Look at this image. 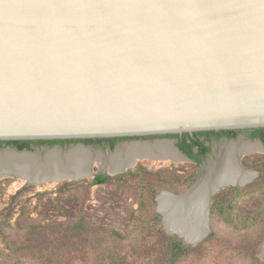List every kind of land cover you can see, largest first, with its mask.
I'll return each mask as SVG.
<instances>
[{"label":"water","instance_id":"95a60500","mask_svg":"<svg viewBox=\"0 0 264 264\" xmlns=\"http://www.w3.org/2000/svg\"><path fill=\"white\" fill-rule=\"evenodd\" d=\"M262 127L264 0H0V141ZM157 141H169L179 161L188 160L173 140L129 143ZM124 144L108 157L86 144L0 147V178L26 176L32 184L82 179L74 149L99 152L109 163ZM242 155L237 163L244 171ZM10 157L23 161L10 164ZM93 161L85 163L90 176ZM203 179L182 194L168 193L189 206ZM223 187L214 186L209 203ZM163 193L157 203L168 233L197 245L209 233L208 206L207 233L188 240L159 210Z\"/></svg>","mask_w":264,"mask_h":264},{"label":"rangeland","instance_id":"374dc122","mask_svg":"<svg viewBox=\"0 0 264 264\" xmlns=\"http://www.w3.org/2000/svg\"><path fill=\"white\" fill-rule=\"evenodd\" d=\"M75 144L86 143L56 145ZM107 144L86 145L108 157ZM217 154L215 147L201 164L142 158L118 175L95 159L91 176L60 183L0 178V264H264V165L251 183L212 196L208 235L195 246L186 243L192 250L173 262L177 236L168 233L157 197L185 192ZM262 158L257 152L243 159ZM99 174L113 178L94 184Z\"/></svg>","mask_w":264,"mask_h":264},{"label":"bare ground","instance_id":"6f19581e","mask_svg":"<svg viewBox=\"0 0 264 264\" xmlns=\"http://www.w3.org/2000/svg\"><path fill=\"white\" fill-rule=\"evenodd\" d=\"M239 145V144H238ZM237 145V146H238ZM240 146V145H239ZM242 146V145H241ZM255 145L245 144L241 147L240 150L250 151L254 148ZM125 149L126 157H123L124 153L122 152ZM123 149H118L117 153H114L111 157L109 163H106L102 154H98L96 156L93 155V152L89 149L76 148L74 149L76 160L73 165L77 166L76 171L82 173V177L85 178L90 176L89 172L85 169L86 160H102L103 163L100 164L104 170L107 168L110 173L116 174L126 170L127 168L132 167L135 163H132L130 166L128 163L131 162L132 159H136L137 161L142 159V156L149 155L151 153H156L157 155L168 156L170 159H160V160H173L179 161L175 151L172 149L170 142H158L155 144H142V143H130L123 146ZM221 155L217 161L214 160L212 164L206 166L204 168V173L201 177H204L201 180L197 187V190L192 195L189 206H182L179 202H176L174 198L168 193H163L160 198V207L159 210L167 216V222L170 227L172 226L174 231H178L183 234H187L188 240L194 241L195 239L205 236L208 231V218H207V206L209 210V205L211 203L208 202L209 193L212 191L214 186L217 183L223 182L227 186H232L235 183H242L246 185V183L250 182L254 175L241 171L237 160L240 154H243L241 151L235 156L236 146L234 144H229L223 147L221 151ZM242 157V156H241ZM23 160L20 158L10 157L8 159V163L10 164H18ZM136 161V162H137ZM94 162V161H93ZM53 165H57L55 160H52ZM125 166V167H123ZM93 167V165H92ZM109 167V168H108ZM124 170H122L123 168ZM26 168V167H25ZM207 171V175L205 172ZM209 172V173H208ZM20 179L24 181H28L29 179L25 177H20ZM224 188V187H223ZM212 200V199H211ZM204 239V238H203ZM264 249V248H263Z\"/></svg>","mask_w":264,"mask_h":264},{"label":"flooded vegetation","instance_id":"af4514ba","mask_svg":"<svg viewBox=\"0 0 264 264\" xmlns=\"http://www.w3.org/2000/svg\"><path fill=\"white\" fill-rule=\"evenodd\" d=\"M184 135V134H183ZM183 135H179L180 137H183ZM190 138L189 141L191 142L194 139H199L200 142L202 143L201 146H194L192 148V152L194 154H197V159H200L201 162L198 163L194 158L190 157L188 154L183 152L180 148V150L183 152V154L187 157L189 161L194 162L195 164H201L203 161H205L209 156L212 157V153L214 148L216 147L218 150V154L216 157H214L211 161V164L219 159V156L221 155L220 151H222L223 147L229 145V144H234L236 146V154L241 151L243 153L242 157L240 158L241 160V166L243 170L247 173L253 174L254 177L253 179L246 183L249 184L251 183L257 176V172H260V170H257L255 167H262L264 165V158L259 159L258 161H253L252 163H246L244 161V157L251 155L253 153H264V127L262 128H247V129H233V130H220V131H203V132H195L193 134H189ZM167 137H171L175 140V144L178 147V142L180 141V138L177 137L176 135H165V136H150V137H142V138H120V140H130V141H137V140H142V141H154L158 139H167ZM158 142H167V141H157ZM118 142H115L114 146H112L111 143L107 144V147L110 149H114L116 144ZM155 143H142V144H155ZM130 144V143H126ZM124 144V145H126ZM240 146H239V145ZM245 144H251L255 145V149H252L250 151H245V150H240L241 147ZM123 145V146H124ZM238 145V146H237ZM242 145V146H241ZM122 146V148H123ZM13 147V146H11ZM16 148V147H14ZM208 148V149H207ZM238 152V153H237ZM124 155L123 157H126V152L125 149L123 151ZM241 186V185H240ZM245 186V185H242ZM237 187V186H235Z\"/></svg>","mask_w":264,"mask_h":264},{"label":"trees","instance_id":"16d2710c","mask_svg":"<svg viewBox=\"0 0 264 264\" xmlns=\"http://www.w3.org/2000/svg\"><path fill=\"white\" fill-rule=\"evenodd\" d=\"M177 137L180 138V141L178 142V147L188 154L190 157L194 158L198 163L201 162L200 159H197V154H194L192 152V148L194 146H201L202 143L200 142L199 139H194L191 142L189 141L190 135L189 134H184L183 137H180L179 135H176ZM120 140V138H105V139H84V140H40V141H0V147H3L5 145L7 146H13L16 147L19 150H22L24 148L31 149L32 146L34 145H56V144H65V143H71V142H83L86 144H104V143H111L112 146H114L115 142ZM208 149V148H207ZM257 170H260L261 167H255ZM118 176L119 177H122ZM113 177L108 175V174H99L96 175L93 179L94 184H105L107 183L110 179ZM237 187H235L236 189ZM171 247H172V258L173 262L178 260L180 257L184 256L185 254L189 253L192 248L191 246L187 245L182 239H179L178 237H174L171 239Z\"/></svg>","mask_w":264,"mask_h":264}]
</instances>
